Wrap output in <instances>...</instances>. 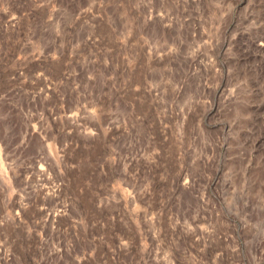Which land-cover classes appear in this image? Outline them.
I'll return each instance as SVG.
<instances>
[{
    "label": "rangeland",
    "instance_id": "obj_1",
    "mask_svg": "<svg viewBox=\"0 0 264 264\" xmlns=\"http://www.w3.org/2000/svg\"><path fill=\"white\" fill-rule=\"evenodd\" d=\"M0 264H264V0H0Z\"/></svg>",
    "mask_w": 264,
    "mask_h": 264
}]
</instances>
